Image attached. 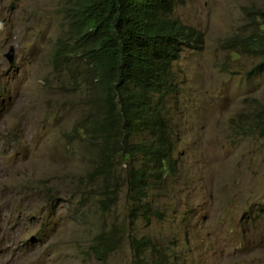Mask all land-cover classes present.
<instances>
[{
    "label": "rangeland",
    "instance_id": "rangeland-1",
    "mask_svg": "<svg viewBox=\"0 0 264 264\" xmlns=\"http://www.w3.org/2000/svg\"><path fill=\"white\" fill-rule=\"evenodd\" d=\"M65 5L0 0V264H139L133 237L161 245L166 264H264V137L252 132L264 73L251 75L259 61L225 46L250 32L264 0L176 1L170 18L202 44L181 54L165 100L177 167L150 194L161 217L135 222L129 165L115 157L116 137L93 127L86 66L53 61ZM107 153L115 168L100 175ZM114 229L121 243L97 260L93 239Z\"/></svg>",
    "mask_w": 264,
    "mask_h": 264
},
{
    "label": "trees",
    "instance_id": "trees-1",
    "mask_svg": "<svg viewBox=\"0 0 264 264\" xmlns=\"http://www.w3.org/2000/svg\"><path fill=\"white\" fill-rule=\"evenodd\" d=\"M177 0H66V37L54 55L55 67L69 68L66 59L77 58L86 66L84 80L92 86L95 101L93 124L98 134L116 138L115 157L128 164L127 175L131 218L143 214L161 217L153 211L150 194L175 174L176 142L165 110L168 94L177 85L173 68L185 48L202 44V34L174 22L170 17ZM236 55L258 60L251 75L264 73V12H256L248 34L225 42ZM87 82V83H88ZM124 136L118 140V132ZM252 132L264 137V104L255 114ZM111 142V143H112ZM105 161L97 173L114 170V159ZM47 193L53 195L54 189ZM108 192L102 201L109 210L115 200ZM51 200V202H53ZM114 229L93 239L94 257L105 262L121 243ZM139 264H166L164 248L148 238L131 239Z\"/></svg>",
    "mask_w": 264,
    "mask_h": 264
},
{
    "label": "water",
    "instance_id": "water-1",
    "mask_svg": "<svg viewBox=\"0 0 264 264\" xmlns=\"http://www.w3.org/2000/svg\"><path fill=\"white\" fill-rule=\"evenodd\" d=\"M7 58L9 59L10 63H13L14 61V49L13 48L10 49V53L7 55Z\"/></svg>",
    "mask_w": 264,
    "mask_h": 264
}]
</instances>
